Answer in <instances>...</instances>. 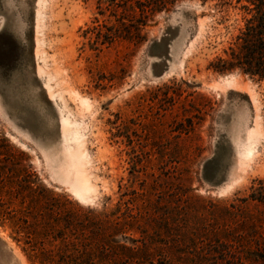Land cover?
I'll return each instance as SVG.
<instances>
[{"label":"rangeland","instance_id":"1","mask_svg":"<svg viewBox=\"0 0 264 264\" xmlns=\"http://www.w3.org/2000/svg\"><path fill=\"white\" fill-rule=\"evenodd\" d=\"M97 1L0 0V264H61L139 231L153 264H264V82L209 68L240 11L179 0L144 41L94 49L116 23Z\"/></svg>","mask_w":264,"mask_h":264},{"label":"trees","instance_id":"2","mask_svg":"<svg viewBox=\"0 0 264 264\" xmlns=\"http://www.w3.org/2000/svg\"><path fill=\"white\" fill-rule=\"evenodd\" d=\"M176 1L179 0H98L99 14L114 18L116 23L111 26L100 25L96 28L93 48L97 49L99 44L110 45L120 38L130 41L137 38L139 42L144 41L141 31L147 25V18L167 10V6ZM206 1L203 0V2ZM221 6H233L238 9L242 15L243 26L239 29L234 41L224 50V55L211 62L209 68L218 74L238 72L253 81L264 82V0H221ZM2 171L0 167V175ZM2 182L3 180H0V184ZM20 188L30 193L34 192L30 182L25 185L21 184ZM113 228L116 230V227ZM139 232L142 238L130 239L132 246L120 244L111 236L94 247L83 248L77 253H71L64 248L63 255H60L64 261L59 263L153 264L149 261L148 255L144 253V249H148V244L152 243L154 238L145 231ZM157 232L158 228L152 232L156 238H158ZM44 235L49 236V233L44 232ZM54 238H60L66 247L69 244V241H66L68 237L65 230L60 233L57 231ZM138 242H142L143 246L137 245ZM154 242L158 243L155 240ZM40 257L41 264H47L46 261L51 259L45 252H42ZM66 259L70 260L65 261Z\"/></svg>","mask_w":264,"mask_h":264},{"label":"bare ground","instance_id":"3","mask_svg":"<svg viewBox=\"0 0 264 264\" xmlns=\"http://www.w3.org/2000/svg\"><path fill=\"white\" fill-rule=\"evenodd\" d=\"M42 2V1H41ZM40 13V12H39ZM82 100V99H81ZM80 100V102H81ZM86 100V99H85ZM82 104L84 103V99L82 100L81 102ZM80 103V104H81ZM88 102H86L85 105H87ZM64 124L65 125H68L69 124V119L68 118H64ZM69 132V131H68ZM67 133V132H66ZM65 133V135H66ZM72 133V132H71ZM70 134V132H69ZM66 137V136H65ZM67 137H68V134H67ZM69 139L70 140H73V141H76V142H81L82 141V137L79 135L78 132H75L73 135H70L69 136ZM67 139V140H69ZM72 141V142H73ZM75 142V143H76ZM82 145V144H81ZM80 153V152H79ZM83 153V152H82ZM81 154V153H80ZM252 154L251 150H249L247 152V155H250ZM245 156V155H244ZM83 159V158H82ZM83 162V161H82ZM93 190V186L90 182L89 179L87 178H83L81 180H79V182L77 184H75V186L73 187V192L74 194L81 200H85L89 197V194L91 193V191Z\"/></svg>","mask_w":264,"mask_h":264}]
</instances>
